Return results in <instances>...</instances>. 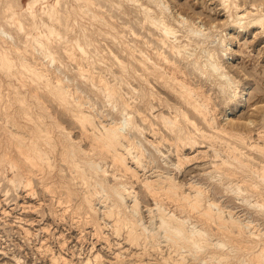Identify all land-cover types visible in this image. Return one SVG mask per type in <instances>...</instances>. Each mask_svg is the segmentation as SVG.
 I'll return each instance as SVG.
<instances>
[{
	"label": "bare ground",
	"instance_id": "obj_1",
	"mask_svg": "<svg viewBox=\"0 0 264 264\" xmlns=\"http://www.w3.org/2000/svg\"><path fill=\"white\" fill-rule=\"evenodd\" d=\"M62 1L53 0L49 3L48 0H28L26 6H13L9 10L10 20L7 22L17 27V32L23 36L26 45L34 50V54L30 58L22 55L19 38L0 24V35L4 36L6 44L10 41L14 49L12 51L8 45H1L0 41V61L4 65H15L14 70L6 71L7 76L26 73L32 80H38L40 87L51 93L53 99L79 126L80 136L76 141L58 121L56 113L42 103L36 105V101L33 102L37 96L35 91L33 95V92L30 94L25 89L24 94L17 90L12 96L19 101L23 110L14 112L22 113L21 119L25 118L22 128L27 127L24 130L29 131V136L21 138L23 135L15 134V137L21 138L16 140L12 137V131L11 135L6 133L10 125L7 126V122V127L1 125L0 129L5 126V135L11 136L19 144L14 148L15 143H10L13 148L4 154L0 152V173L10 172L7 179L16 192L18 188L30 184L28 173L36 175L48 191H52L49 190L51 186L64 189L65 200H59L60 203H68L76 196L78 203L69 209H75V212L76 209H82L85 218L89 217L88 221L93 223L97 235H102L103 228L110 229L116 235L125 228L126 242L132 245L142 240L145 241L144 245L152 243V246L158 245L164 238L168 245L175 246L173 251L180 254L179 261L173 259L175 263L169 260L170 256L163 257L167 264L184 261L183 252L186 251L195 257L198 252L204 251L209 260L200 261L202 264H227L239 250L247 253V256L245 254L238 259L240 264H264V226L258 221L259 217L234 211L215 196H231L244 205L247 211L258 213L264 218V113L260 123L254 126H251L254 121L249 119L237 123L227 118L226 114L220 115L215 101L218 98L227 106L231 103L238 106L247 99V88H241L240 80L230 73L224 62L230 58L227 37L222 35L221 30L212 37L210 30L196 20L178 11L172 13L171 3L167 0H64L63 5ZM38 3L40 6L36 7ZM222 3L228 10H234V13H229L233 25L246 27L253 24L264 28V12L261 8L256 7L254 12H240L237 0H222ZM113 6L129 19L114 23L116 18L109 14ZM82 18L94 21L96 29L91 30L79 23ZM112 19L114 21H110ZM136 26L145 33L142 34ZM119 27L128 28L131 38H127ZM99 33L109 36L119 53L125 56L121 59L112 50L108 51L121 70L134 73L141 71L137 73L139 88L129 89L137 94L139 102H143L152 114V139L146 136L145 130L129 109L134 108L142 121L149 118L137 105H130L120 86L110 83L101 75L97 81L94 80L91 67L94 63L103 64L106 61L94 37V34ZM146 35L152 36V39ZM139 38L143 39L145 45L152 47V56L142 48ZM60 51L68 58L75 59L78 56L79 60H85L87 65L79 61L76 65L81 82L84 86L95 88L107 102L108 111L99 109L101 107L85 95L84 87L77 85L76 78L64 72ZM14 52L20 53L18 62L13 57ZM148 74H152V84ZM15 80L24 87L23 80ZM1 87L0 84V102L6 105L16 102H11L10 90L5 91ZM28 96H35L32 98L33 103ZM35 115L38 122L36 126ZM82 139L92 141L89 149L85 150L77 144ZM162 141L174 149L175 162L169 159L167 151L164 153L160 149ZM204 141L208 144L204 145ZM57 143L63 149H51ZM0 147L3 148L1 144ZM198 147L207 148L201 153L203 157L209 158L212 167H208V171L204 170L205 182L192 178L188 182L177 180L175 174L197 158L187 155L185 150L193 151ZM58 154L69 165L70 173L76 176L66 175L61 167H56L58 170L54 172L51 170L57 164L58 160L54 157ZM105 156L111 160L109 166L114 183H109L105 178L109 171V166L104 165ZM158 161L169 169L159 166ZM138 168L143 172L139 174ZM126 174L140 181L146 193L155 200L154 207L147 209L149 224L143 220L139 194L133 188V181L122 179ZM76 177L84 185L77 187L72 180ZM90 179L93 181L91 189L87 186ZM163 199L172 201L174 209L168 210ZM191 211L199 214L198 217L202 216L203 220ZM212 222L217 227L216 232L209 229L207 223ZM114 253L116 263L126 264L122 259L124 251ZM93 255L92 259L96 261L99 254ZM92 259L87 257L84 264H92ZM50 261L51 264H67L66 258L58 253L53 254ZM100 264H104L103 261Z\"/></svg>",
	"mask_w": 264,
	"mask_h": 264
},
{
	"label": "rangeland",
	"instance_id": "obj_2",
	"mask_svg": "<svg viewBox=\"0 0 264 264\" xmlns=\"http://www.w3.org/2000/svg\"><path fill=\"white\" fill-rule=\"evenodd\" d=\"M27 1L28 0H0V24H3L5 28L11 30L12 33L15 34L16 38H19L18 40L20 43L18 44L20 45V53L30 58L34 54L33 52L34 50L32 48L30 49V47L26 45L27 43L22 38L23 36L17 32L18 31L17 27L10 25L7 22L8 20H10L8 17L9 12H10L9 10H11L13 6L17 7L18 4H22L26 6ZM63 1L61 2L62 5L64 4ZM167 1L171 3L170 9L173 10L172 13L176 14V12L178 11L182 13L183 16H186L187 18L192 19V20H196L195 22L199 23L200 25H203V27H205L206 29L208 28L210 30L209 32L212 33L211 35L212 37L216 35V33L220 30H221L222 35L227 37L229 46H230L229 47L230 49H228L227 52H229L230 58H228V60H224V62L225 64H227L226 67L227 69L230 70V73L233 76H235L238 80H240L241 88L243 86L247 88V95H246L247 99L243 105L236 106L235 104L231 103L229 106H227L222 100L215 98L217 108L219 110L220 115L223 116V114L224 115L226 114L227 118H229L230 120L234 122L242 123L249 119V120L254 121L253 125L251 126H254V124H259L262 118V114L264 113V28H261L253 24H250L246 27H238L237 25H233L231 22V19H230L231 17L229 16V13H234V10L233 9L228 10V8H225V5L222 3V0H167ZM48 2L51 3L53 2V0H48ZM237 2L240 5L238 9L240 12L242 11L254 12L256 11V7L261 8L264 12V0H237ZM39 6H40V3L36 5V7H39ZM110 9L112 11L110 10L109 14L110 15L112 14L114 19L116 18L115 19L116 21H114L113 19L110 21H114V23H118V22L122 23L129 19L127 16H124L121 13H119L118 10L114 6ZM131 15L132 14H130L129 17ZM14 21H17V20H14ZM92 22L86 18H82L79 21V23L86 25L88 28L93 30V29H96L97 24L94 21ZM119 29L125 32V34L128 36L127 38H131L128 28L119 27ZM136 29H139V27L136 26ZM139 31L142 34L145 33V31L142 29H139ZM227 33H228V36H227ZM0 36L3 38V40L0 38V41L2 42V43L0 42L1 45L2 44L4 46L8 45L9 47H11L10 49L14 51V49H12L13 47H12L11 42L8 41V43L6 44L4 42L6 41L4 36L2 35ZM94 37H96L95 38L96 44L100 48L101 56H103L104 58L103 60H106L105 62H103V64L94 63L92 66L93 68L91 67V72L93 71L92 74L94 76V80L97 81L98 77L101 75L110 83H115L116 85L120 86V89L124 93V96L130 101V105H137L139 109L149 118V120L147 121H142L139 115L135 113L134 108L131 107V109H129L131 110L130 112L134 115L136 122L140 124L143 130H145L146 136L152 139V114H150V112L145 107L146 105L143 102H139V97L137 96V94L132 93L131 90L129 89L131 87L139 88L140 86L139 85V75L137 73H141V71L138 70L137 72L134 73L131 71L126 72V71L121 70L115 58L113 57V55L108 51L112 50L121 59H123L125 56L119 53L115 44L112 43L113 41L111 40V38L109 36H104L101 33L94 34ZM146 37H150L152 39V36L146 35ZM138 40H139L138 42L140 43V45H142V48L152 56V47L149 45H145L143 43V39L139 38ZM91 50H93L92 47H91ZM14 53H13V57H15V61L18 62V58L21 57V56H18L20 53L18 54L16 53L18 57ZM60 56L62 59V63H63L62 68L64 72H66V74L69 75V77L72 76L76 78L77 81L76 80L75 81L77 82V85L82 88L84 87L83 90H84L85 95H87L88 97L90 96L89 98L93 99V101H95L98 107H101L99 109L103 111H108L107 109L109 108V106L107 105V102H105L104 98L95 90V88H93L91 85L84 86V84L81 82L78 67L76 65L78 61L83 63V65H87L85 60L80 59L81 60L80 61L78 56L75 59L68 58V56L63 51H60ZM2 64L3 63L0 61V73L4 75L3 76L0 74L1 77L3 76L2 78L0 77L2 79V81L0 80V84L2 86L1 88H5V91L10 90L9 92L11 96L12 95L14 96V94L18 92L17 90L23 93L25 89V91H29L28 93L33 92V95L35 91L36 93L35 96L37 95L36 99L38 101L36 99L34 100L32 99L35 96L33 97L28 96L29 101L30 102H32V100L33 102L36 101L35 102L36 105L38 103L40 104L42 103L43 105L48 106L50 111L56 113V115L58 116V121L61 124H63L71 132V136L76 141H78L77 139L79 138L80 131H81L79 129V126L73 121L72 117L69 116V113L64 111L63 108L60 107V105L57 103V101L53 99L54 98L53 95L49 93L44 87H40V85L38 84L39 82L38 80H32L31 78L27 76L26 73L24 74L22 73L21 75L20 73L19 74L16 73L12 75L13 74L12 73L11 75L7 76L6 71L12 70V69L14 70L15 65L13 63L7 64V65L6 64L2 65ZM108 67L110 68V70H108ZM133 73L136 75H134ZM148 75H149L148 78L151 80V84H152V74H148ZM7 78H10V79H7ZM16 78L23 80L22 83L25 84L24 87L17 80H15ZM5 81L7 82V84ZM9 81H11L12 84H10ZM5 84L7 86H5ZM11 85H14V86L20 85V86L14 87ZM12 87L16 91H14L13 89H10ZM43 93H45V95ZM13 96L11 97L12 99L11 102L16 101L18 103L13 102L11 104L7 103L6 105V104H2V101L0 102L1 104L0 106V118H1L0 127L2 124L5 125L6 122H7L6 123L7 126L10 125L8 127L5 125L7 127L6 129H9L10 127L9 129L10 133H9V130L6 131L4 125H3L4 127L2 126V128L0 129V131L3 130L2 131L3 135L0 132L1 133L0 136L2 137V138L0 137L1 138L0 144L3 146V148L0 147V152L2 154L8 152L9 149L13 147L16 148L18 146L19 143H15L13 138H15L16 140L17 139L21 140L22 137L29 136V131H27L28 132L27 133L24 130V129H27V127L22 128V125L25 123L24 122L25 118L21 119L23 115L22 113H20V111L23 109L19 101H17L15 97ZM149 99H150V102L152 103V95L149 96ZM10 105H13V107ZM18 105L21 107V109ZM17 106H18V109H17ZM1 107L4 109H2ZM14 107L16 108L14 109ZM14 110L16 113L18 110L20 111L18 112V114H16ZM4 112L6 114L10 113V115L8 114L6 116ZM114 115L116 117H119V114L115 112H114ZM9 116H12L10 117L12 121L9 120ZM35 117H34V120H36L35 122V126H36L38 122H37V117L36 118ZM17 122L19 123L17 124ZM13 126L14 127L20 126V128H17V127L14 128ZM4 129L6 133L10 135L12 131L13 138L11 136L8 137L7 134L5 135ZM13 129L15 130L13 131ZM15 134L19 136L21 135L23 136H21V138L20 137L17 138L15 137ZM9 138H11L13 141L10 139L11 141L10 142L8 140ZM204 142H203L204 145L208 144L206 141ZM10 143L12 144L15 143V144L13 146ZM91 143L92 141H90L89 139L88 140L82 139V141L77 142V144L80 145V147L83 149L85 148L89 149L90 148L89 146L91 145ZM16 144L17 146H15ZM54 145L51 146V149H59V148L63 149V146L59 145V143L56 144L57 148ZM167 145L168 143L166 141L164 142L162 141V144H160V149L162 151L164 150L163 151L164 153L167 151L166 154L168 155L169 159L170 160L173 159L172 162H175L176 156L174 154L175 153L174 149L170 147L169 145L168 146ZM217 146H219V144ZM204 149H207V148L198 147L196 149L197 151L196 150L192 151V149L185 150L187 155L189 156L195 155L197 156V158L191 161L192 162L191 164L185 166L180 172H177L175 174L177 177V180L180 179L179 181L181 182H188L189 180L197 179L199 181L202 180L201 182H205V176L203 175L204 170L205 171L207 169L210 170L212 167L210 165L209 158L203 157V154L201 153V151ZM60 156L61 155L58 154L57 156L54 157L58 161L56 162L55 160L57 164L51 170L54 172L58 170V168L56 167H59V168L61 167L60 169H63L66 175L76 176L74 175V173L73 174L70 173L69 165L62 158L61 160ZM96 157L97 159H99L97 155ZM107 157L108 156H105L103 159V161L105 162L104 164L105 166H109L111 164V160L109 159V157L108 158ZM157 164L159 166H162L164 169H169V167L166 168L159 161ZM108 170L109 171H107L106 173L107 175H105V178L109 183H114L115 180L110 173V166L108 167ZM138 172L140 174L143 171L138 168ZM9 173L10 172L8 171H6L5 173H0V208H1L0 209V264H21L20 262H22V264H51L50 259L52 255L53 254L57 255V253L58 255L61 254L62 256L66 258L67 264H84V261H85L84 259H86L87 257H90L92 259V257H94L93 254H96V253L99 254V257H98L99 259L97 258L96 261L95 259H92L91 260L92 264H100L102 261L104 264H118L115 261L116 254L114 253L118 251L125 252V253H122V259L124 260L123 262H126V264L133 263V261H135V263L133 264H167L165 263V260H163V257H169V256H170L169 260L175 263L174 260L176 261L180 257L179 256L180 254H176L177 252L175 253L173 251V248L175 246L168 245L167 242L163 240L164 238H161V240L163 241L160 240L158 245L153 244L152 246V243L144 245L145 241H142V240L140 241L139 244H132V245L129 242H126L125 232H124L125 228L124 230L121 229L122 231H120L121 233L118 235H116L115 233H112L110 229L103 228L102 235L100 234L97 235L98 233L94 231L93 223L91 224V222L88 221L90 220L89 217L85 218V214L82 209L81 210L76 209V212H75V209L74 210L69 209V208H72V205H75L78 203L77 201L78 198H76V196H73L70 202L68 203H65V202L60 203L59 200H65L64 189L58 188V186H53V187L51 186L52 189L50 188L49 190H52L53 192L48 191L47 189L43 188V186L40 184L39 178L36 175L28 174V173H26L28 175L26 176L27 178L30 179V184L23 186L24 189L22 187L18 188L19 190H17L16 192L15 188H13L8 182L7 175ZM118 175L120 176V173ZM124 176L125 177L122 176V179L127 180L129 182L133 181L132 182L133 188L139 194L140 207H141L142 215L144 218L143 220L145 221V224L146 223L149 224L150 215L147 209L148 207H154L155 200L153 201L152 197H150L149 194L146 193L140 181L135 180V177L131 176L130 174L129 175L126 174ZM76 178H73L72 180L74 181V184L77 185V187L80 184L84 185L81 183V179L79 177H76ZM92 183L93 181L90 179V181H88L87 183L88 188L91 189ZM7 190L8 192H6ZM32 190L34 191L32 192ZM215 196L217 197L218 200H220L223 203V205H225L226 207L234 211H237L239 213L245 212L249 215H252V217H255V218L259 217L258 221L260 222L261 226H264L263 224L264 218H262V216L258 213H255L253 211H247L245 209V206L242 205L238 200L234 199L231 196H221V197H218L219 195H215ZM163 202L165 203L168 210L174 209V206H173L174 204L172 201L163 199ZM191 213L194 214L200 220H203L202 216L201 217L197 216L199 214L194 213L192 211ZM213 223L214 222L207 223V224L209 225L210 227L209 229L211 231L216 232L217 227ZM89 249H90V252H89ZM136 252H138L139 254ZM244 252H245L244 250L237 251L236 252L237 254L235 257H233V260L232 258H230L231 262L229 260L226 263L228 264L230 262L231 264L232 263L234 264L236 261L237 262L236 264H240L238 259L243 258L242 256H245V254L247 256V253L246 252L244 253ZM205 254L206 253L204 251H200L197 253L195 257L194 255H191L190 253H188V251L183 252L184 261H181V263H178V264H195V263L202 264L200 261L205 260V259L209 260L208 259L209 257L208 258L205 257ZM18 258H20V260H18ZM214 263L217 264L216 262Z\"/></svg>",
	"mask_w": 264,
	"mask_h": 264
}]
</instances>
